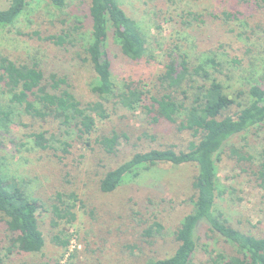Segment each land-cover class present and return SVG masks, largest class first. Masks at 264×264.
Listing matches in <instances>:
<instances>
[{
    "label": "rangeland",
    "instance_id": "374dc122",
    "mask_svg": "<svg viewBox=\"0 0 264 264\" xmlns=\"http://www.w3.org/2000/svg\"><path fill=\"white\" fill-rule=\"evenodd\" d=\"M9 1L0 0V8ZM117 1L137 21L146 38L143 57L132 60L121 53L112 34L109 36L105 49L117 85L136 80L150 93L160 92L157 76L180 52L186 53L192 66L203 64L207 56L214 57L218 69L210 65L206 68L229 92L247 90L263 81L264 0ZM88 6L89 0H67L62 8L50 0H28L13 23L0 25V54L20 61L34 58L45 72L66 73L81 101L96 100L91 90L94 71L77 56L84 55L78 53L82 43L78 36L84 32L82 36L87 38L90 34ZM187 11L198 12L200 19L183 18ZM76 19L83 23L82 34H75L79 46L63 48L45 39L48 34L69 28ZM202 82L201 78L193 81ZM7 102V94L0 91V109ZM107 106L110 116L97 120V129L87 143L72 135L67 139L61 136L67 146L56 139L53 147L35 146L34 138L29 137L31 132L48 131L60 136L58 121L51 117L22 116L8 129L0 125V171L17 180L41 203L37 220L44 237L40 252L20 250L13 245L14 235L7 231L0 214V264H146L174 251V231L192 209V180L197 173L194 163H158L141 169L136 177L125 176L111 192H102L99 181L108 169L135 152L171 145L176 150L186 149L196 137L165 120L153 122V113L131 112L115 103ZM112 131L120 134V144L114 153H106L95 138ZM254 132L251 128L235 135L220 152L218 176L226 191L216 198V205L232 225L264 237V195L251 174L257 160L264 157V128L260 134ZM230 146L251 154L253 164L239 161L230 153ZM58 193L65 204L74 205V218L69 222L52 212V205L58 204ZM158 226L159 232L155 230ZM147 229L152 233L145 234ZM199 230L208 249L231 253L232 246L210 237L206 224L202 223ZM66 240L68 245L63 246L61 241ZM208 256L197 250L193 264L204 262Z\"/></svg>",
    "mask_w": 264,
    "mask_h": 264
},
{
    "label": "trees",
    "instance_id": "16d2710c",
    "mask_svg": "<svg viewBox=\"0 0 264 264\" xmlns=\"http://www.w3.org/2000/svg\"><path fill=\"white\" fill-rule=\"evenodd\" d=\"M50 2L57 8L67 4V0ZM27 5L28 0H10L6 7L0 8V25L13 23ZM224 14L227 17L232 15ZM87 16L90 20L87 38L82 36L83 23L76 19L69 28L48 34L45 39L63 48L75 47L79 46L75 34L83 32L78 36L82 42L78 53L84 55L77 56L82 62H88L94 71L91 90L96 100L81 101L66 73L45 72L34 58L20 61L0 54V91L8 97L6 107L0 109V125L8 129L22 116L34 119L51 117L58 121L57 133L60 136L48 131L31 132L29 137L34 138L35 146L53 147L52 141L55 139L67 146L69 143L61 136L67 139L72 135L73 139L87 143L97 129V120L110 116L108 103H115L131 112L153 113V122L165 120L175 124L179 131H191L196 141H190L186 149L176 150L171 145L135 152L108 169L99 181L100 190L111 192L125 176L136 177L141 169L158 163L178 165L192 162L197 166L192 180V209L184 215L174 231L177 246L170 255L146 264H193L194 254L199 249L209 255L199 264H264V237L232 225L216 205V198L226 191L218 176L220 152L235 135L251 128H255L254 133L260 134L264 128V78L260 83L251 84L247 90L232 93L206 68L210 65L212 69H218L219 62L214 57L207 56L203 64L192 66L186 53L180 52L178 58H172L165 71L157 76L162 86L160 92L150 93L143 88L141 81L136 80H124L122 85H117L112 78L111 60L105 49L109 36L112 34L124 56L138 60L146 51L144 33L117 0H89ZM185 17L198 20L201 14L187 11L183 13ZM194 76L203 82L193 83L197 79ZM20 124L24 125L22 121ZM120 138V134L112 131L97 136L95 142L106 153H114ZM229 150L239 161L253 164V156L247 151L235 146H230ZM261 154H264V142ZM251 174L264 195V157L257 160ZM56 197L58 204L52 205V212L58 219L66 218L69 222L74 218V205L65 204L60 193ZM41 207V203L30 196L17 180L0 171V214L7 231L14 235L13 245L17 244L24 252H40L44 246L43 233L37 220ZM56 223L55 220L53 224ZM202 223L207 225L210 237L232 246L229 255L208 249L201 241L199 226ZM160 229L158 226L155 230L159 232ZM151 233L150 229L145 230V234ZM203 235L208 237L205 232ZM61 243L68 245L67 240Z\"/></svg>",
    "mask_w": 264,
    "mask_h": 264
}]
</instances>
